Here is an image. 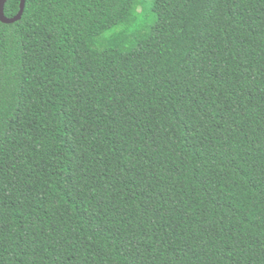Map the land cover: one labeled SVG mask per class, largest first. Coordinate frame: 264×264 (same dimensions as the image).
Segmentation results:
<instances>
[{
  "label": "trees",
  "instance_id": "1",
  "mask_svg": "<svg viewBox=\"0 0 264 264\" xmlns=\"http://www.w3.org/2000/svg\"><path fill=\"white\" fill-rule=\"evenodd\" d=\"M0 264H264V0L0 21Z\"/></svg>",
  "mask_w": 264,
  "mask_h": 264
},
{
  "label": "water",
  "instance_id": "2",
  "mask_svg": "<svg viewBox=\"0 0 264 264\" xmlns=\"http://www.w3.org/2000/svg\"><path fill=\"white\" fill-rule=\"evenodd\" d=\"M6 1L7 0H0V21H2L4 23H12V22L19 20L22 17V14L24 12L26 0L20 1V9H19L18 13L12 17H8L5 14L4 6H5Z\"/></svg>",
  "mask_w": 264,
  "mask_h": 264
}]
</instances>
